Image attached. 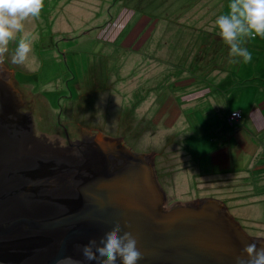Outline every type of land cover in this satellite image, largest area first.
Here are the masks:
<instances>
[{"label": "rangeland", "instance_id": "374dc122", "mask_svg": "<svg viewBox=\"0 0 264 264\" xmlns=\"http://www.w3.org/2000/svg\"><path fill=\"white\" fill-rule=\"evenodd\" d=\"M228 3L43 0L39 18L24 22V35L31 40L25 62H12L15 40L2 53L10 81L26 101L24 110L32 113L38 142L61 150L69 139L78 140L85 134L122 136L134 150L156 153L157 175L169 204L203 197L227 199L221 196L222 186L210 191L211 182L201 187L195 179L191 184L183 181L181 167L194 168V154L186 158L180 146H194L195 133L204 132L208 134L199 140L208 152L213 147L210 137L221 134L215 129L230 132L244 120L240 111H231L246 108L244 98L226 99L233 87L221 94L213 90L217 105L213 99L211 105L208 96L197 101H188V97L184 103L183 95L195 91L194 85L198 89L223 87L226 71L240 77L255 72L261 77L257 85L263 88L255 104H264V39L257 37L243 45L252 53L249 62L233 63L214 24L217 15L228 11ZM217 71L222 73L215 77ZM254 81L258 79L246 83ZM251 87L248 93L253 95L255 87ZM257 141L261 149L256 156L264 162V147ZM192 168L187 175L192 176ZM261 210L264 214V202ZM230 212L250 236L264 238V223L260 224L264 217Z\"/></svg>", "mask_w": 264, "mask_h": 264}, {"label": "water", "instance_id": "95a60500", "mask_svg": "<svg viewBox=\"0 0 264 264\" xmlns=\"http://www.w3.org/2000/svg\"><path fill=\"white\" fill-rule=\"evenodd\" d=\"M25 107L0 54V264H87L82 247L115 225L136 237L137 264H234L245 244H264L223 201L169 204L155 152L101 132L48 148Z\"/></svg>", "mask_w": 264, "mask_h": 264}, {"label": "crops", "instance_id": "0c3cea01", "mask_svg": "<svg viewBox=\"0 0 264 264\" xmlns=\"http://www.w3.org/2000/svg\"><path fill=\"white\" fill-rule=\"evenodd\" d=\"M119 36L121 37L122 34ZM221 73H218L217 71L215 77ZM224 77L226 78V86L223 87L217 83L219 86H216L215 88L206 85L198 89L199 86L194 85L195 91L183 95L184 103H186L185 99L188 97H190L187 99L188 101H197L209 97L210 104L212 105L213 99V102L217 105L218 103L212 95L213 90L215 89L221 94L222 91L233 87L231 95L226 97V99L229 100L230 97L233 98L235 95H238L240 99L244 98L243 102L245 103L246 108L240 107L241 110H231L241 112L242 119H244L243 123L242 125L239 123V125L234 126V129L226 133L221 132L222 127L215 129V133L221 134H219L218 138L214 135L210 137L212 139L211 146L213 147L208 152L204 150V145L201 144L199 140L202 135L208 134L204 132L195 133L197 136L194 138V146H180L181 149L185 148L180 152L184 153L186 158L187 155L194 154V168L189 167L192 168L190 170H194V173L192 174L193 179L191 175H187L189 174L187 172L189 168L185 165L181 167L182 178L184 177L183 181L186 180L188 183L190 182L189 184L193 183L195 179L197 184H200L201 187L203 184L208 185L211 182L209 184L211 188L210 191L222 186L221 196L226 195L227 199H220H224L223 201L227 204L229 210L232 211L233 209L237 213L245 212L247 214H258L255 218H262L264 217V214L262 213V210L260 211V204L264 202V162L257 158L256 152L261 149L257 141L258 139H260L261 144L264 147V104L263 106L255 104V100L259 96L261 97V94L263 93V88L257 85V83L261 81V77L257 76L255 72L250 75L245 73L243 77H240L238 75L236 76L234 72L230 74L228 71L224 73ZM193 78L192 81L196 84L197 80H195V77ZM254 78L258 79V81L246 83V81ZM174 84H176V82H174ZM179 85L176 84L177 87H179ZM251 86L255 87L253 95L252 93H248L250 88L252 89ZM235 87H237L236 90ZM221 97L222 96L219 95V98ZM228 109L229 111L227 113L230 112V108ZM199 111L202 110L199 109ZM177 120L178 117L173 121L171 120V125H175ZM213 121L214 120H212V123H214ZM211 127H214V125ZM228 133L231 134L228 135ZM191 135H193V133H188L189 137ZM207 140H209V137L206 139V142ZM196 146L198 147L196 148ZM241 158L244 159L243 163L240 162ZM236 164H240V166ZM185 172L186 174H184ZM190 177L192 180L189 179ZM190 193L191 192L187 193V195ZM244 219L252 222V225H258L256 221H252L250 218L244 217ZM247 221L246 223H248ZM263 223L264 222L260 224L263 225Z\"/></svg>", "mask_w": 264, "mask_h": 264}, {"label": "clouds", "instance_id": "9594fccd", "mask_svg": "<svg viewBox=\"0 0 264 264\" xmlns=\"http://www.w3.org/2000/svg\"><path fill=\"white\" fill-rule=\"evenodd\" d=\"M43 0H0V54L15 40L12 62L22 64L31 51V40L24 35L28 18H39ZM217 35L228 46V56L233 63H247L252 53L245 45L257 37L264 39V0H229L228 11L214 20ZM247 38V40H245ZM242 256L234 258V264H264V244H245ZM87 264H137L141 253L137 248L136 237L121 231L115 225L103 237L100 244L89 241L81 249ZM56 264H82L71 256H62Z\"/></svg>", "mask_w": 264, "mask_h": 264}, {"label": "trees", "instance_id": "16d2710c", "mask_svg": "<svg viewBox=\"0 0 264 264\" xmlns=\"http://www.w3.org/2000/svg\"><path fill=\"white\" fill-rule=\"evenodd\" d=\"M142 1H144V2H154V0H139V3H142ZM142 7H143V5H142ZM142 7H139V6H137V9H138V11H143V8ZM142 8V9H141ZM86 71V70H85ZM172 82H174V81H172ZM76 86H78V85H76ZM79 101V100H78Z\"/></svg>", "mask_w": 264, "mask_h": 264}, {"label": "bare ground", "instance_id": "6f19581e", "mask_svg": "<svg viewBox=\"0 0 264 264\" xmlns=\"http://www.w3.org/2000/svg\"><path fill=\"white\" fill-rule=\"evenodd\" d=\"M166 193V192H165ZM166 196H167V194H166ZM219 200V199H218ZM220 201H222V200H220ZM227 206V205H226ZM228 208V207H227ZM228 210H229V208H228ZM229 212H230V210H229ZM231 213V212H230ZM236 219V218H235Z\"/></svg>", "mask_w": 264, "mask_h": 264}, {"label": "built area", "instance_id": "2783aa9c", "mask_svg": "<svg viewBox=\"0 0 264 264\" xmlns=\"http://www.w3.org/2000/svg\"><path fill=\"white\" fill-rule=\"evenodd\" d=\"M235 115V113H233V116Z\"/></svg>", "mask_w": 264, "mask_h": 264}]
</instances>
